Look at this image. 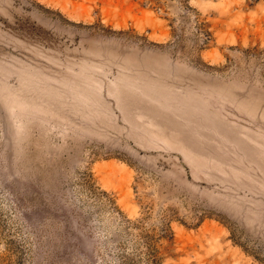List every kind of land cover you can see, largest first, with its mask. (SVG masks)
<instances>
[{
    "label": "rangeland",
    "instance_id": "1",
    "mask_svg": "<svg viewBox=\"0 0 264 264\" xmlns=\"http://www.w3.org/2000/svg\"><path fill=\"white\" fill-rule=\"evenodd\" d=\"M140 230L264 264V0H0V264Z\"/></svg>",
    "mask_w": 264,
    "mask_h": 264
},
{
    "label": "trees",
    "instance_id": "2",
    "mask_svg": "<svg viewBox=\"0 0 264 264\" xmlns=\"http://www.w3.org/2000/svg\"><path fill=\"white\" fill-rule=\"evenodd\" d=\"M198 29L203 31L199 23ZM204 33L206 31H203ZM250 53V52H249ZM250 55V54H248ZM111 201V200H110ZM112 203V202H110ZM114 209L117 210L116 207ZM121 222V221H120ZM127 222V230L138 229L139 227L130 221ZM123 224V223H122ZM164 232L167 228L164 227ZM130 234V232H128ZM160 239L155 233L140 230L134 239H119L115 241V258L118 264H163L160 253Z\"/></svg>",
    "mask_w": 264,
    "mask_h": 264
}]
</instances>
